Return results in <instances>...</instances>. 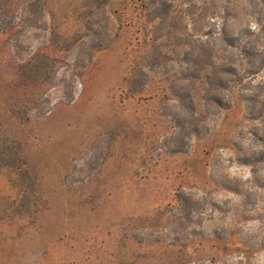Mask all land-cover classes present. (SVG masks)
Masks as SVG:
<instances>
[{"label":"rangeland","instance_id":"1","mask_svg":"<svg viewBox=\"0 0 264 264\" xmlns=\"http://www.w3.org/2000/svg\"><path fill=\"white\" fill-rule=\"evenodd\" d=\"M23 1H12L1 28ZM39 5L41 16L35 11L36 22L20 37L19 56L40 50L56 56L60 70L28 89L23 107L13 104L21 91L12 76V33L0 28V93L15 110L10 115L0 101V124L20 122V151L37 188L20 217L10 173L0 170V264H264V163L240 159L264 150L255 133L264 126L237 101L242 86L264 99V65L241 71V80L220 92L232 107H217L204 89L221 76L217 66L237 62L240 51L219 35L222 20L211 7L167 19L153 32L159 49L150 51L152 32L143 27L138 0ZM247 10L243 3L232 7L227 24L247 33L263 60L264 34ZM63 40H75L69 51ZM185 50L199 53L202 66L210 63L212 86L182 69ZM174 79L192 88L193 114L173 96ZM178 191L198 199L184 230L171 220Z\"/></svg>","mask_w":264,"mask_h":264},{"label":"trees","instance_id":"2","mask_svg":"<svg viewBox=\"0 0 264 264\" xmlns=\"http://www.w3.org/2000/svg\"><path fill=\"white\" fill-rule=\"evenodd\" d=\"M12 1L13 0H0V16L8 15V12L12 10ZM140 2V11L142 12L144 29L146 33L151 34L152 38H147L146 41H149L148 45L150 46V51H157L159 49L158 37L153 34V32L157 31L158 28L167 20L173 19L175 17L182 16V13L187 15L186 12L189 10V13L194 10V8H198L200 10H205L209 7L213 9L211 12L212 15H215L214 11L217 12V15L221 18L222 22L220 23L219 35H222L224 41H230V44L237 47L239 49L240 58L237 62L234 63H225L222 65H218V69L221 72V76L217 74V78L215 80V85L212 89L208 90L207 86L204 89V96H206L207 100L212 104H215L217 107H223L225 109H229L232 107L234 103L232 98L226 97L225 94L221 95V91H227L228 86L238 80H241L240 73L245 70H254L258 67L264 65V59L257 61V56H260V49L256 48L254 45H249L246 39V34L241 30H238L236 33H233L227 24L228 14L232 7H236L240 4H245L248 8L247 16L251 18V20L255 23V28H257V32L259 34H264V0H138ZM185 3V13L182 10V6L180 7V2ZM40 0H24L22 5L18 10L13 11L12 20L9 22L8 26L5 28H0L2 31L9 32L11 38V46L14 49L13 61L15 62L13 66V81L16 82L17 91H21V97H15L13 101L14 105H22L26 103L24 98L25 92L30 88H37L42 84H46L48 81H52L58 71L60 70V66L57 63L56 56H49L44 52L37 50L30 54L27 57L19 56L18 48L21 45L20 37L23 35L30 27L31 23L36 22L35 11H39L41 16L42 7L39 5ZM210 6H208V4ZM181 8V10H180ZM212 18V16H211ZM0 23L1 18H0ZM88 27V26H86ZM90 28L88 27L87 30ZM86 30V31H87ZM249 31V30H248ZM167 36L171 34L174 35V30H168ZM85 36H90V34H85ZM64 48L63 51H69V49L73 46L75 40H63ZM184 57L181 61L183 65V70H190V78L191 80L201 81L204 83L211 84V75L210 72L207 71V68L210 63H206L205 66H202L199 60V53H195L191 50H185L183 53ZM154 59H157L158 56L155 54L153 56ZM264 58V57H263ZM90 59V55L81 61L80 67H85L86 63ZM62 68H66L68 66V61ZM198 64L200 67H198ZM75 67H78L77 63H75ZM154 65H158L155 63ZM198 67V68H196ZM197 69V70H196ZM202 71V72H201ZM215 72V71H214ZM202 73V74H201ZM144 74V73H143ZM142 75V69H138V77ZM231 76L232 78H227ZM238 76V78L234 79V77ZM64 74L62 73L59 78L60 82L63 81ZM208 79V80H207ZM10 79L4 78L3 85L5 87H9ZM173 83V84H171ZM169 84V88L172 91L174 97H177L178 100L186 106L191 114H193L195 110V101L194 94L192 88L177 87V79H174ZM205 84V85H206ZM207 84V85H208ZM214 88V89H213ZM65 94L68 92L64 91ZM42 94L40 97H42ZM12 97V96H11ZM10 98L9 95L4 96L0 93V101L7 105L6 111L11 115L15 113L14 107L8 102ZM11 99V98H10ZM237 101L242 102L245 108L248 119H252L258 121V124H262L264 126V99H259L255 95L252 94L251 89L246 86H242L239 90ZM7 124H0V170L6 169L10 173V178L12 181V185L17 192L18 199L16 204V209L19 211V216L23 217L27 214V209L31 205L32 197L37 195V188H35V179L34 176L27 169L26 164L24 162V157L22 152L20 151V138L18 134L19 125L14 122L11 118L7 120ZM16 125V130L13 132V135L5 134L6 131L10 129V125ZM13 131V130H12ZM196 128L191 129V133H195ZM10 133V132H9ZM256 136L264 139V130L261 134H257ZM241 161L245 164H249L252 166H256L258 163H264V150L258 153L247 154L244 153L240 157ZM177 204L174 209V213L172 216V221L177 225V227L181 230L189 227L191 225V221L195 215H197V203L198 199L193 197L192 195L184 192L178 191L176 194ZM172 237L176 239L179 238L177 228L174 229L172 233Z\"/></svg>","mask_w":264,"mask_h":264}]
</instances>
